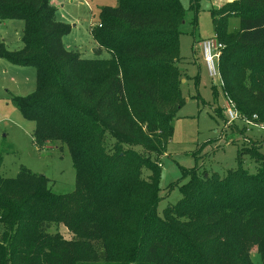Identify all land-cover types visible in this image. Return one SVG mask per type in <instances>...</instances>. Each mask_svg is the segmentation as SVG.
I'll list each match as a JSON object with an SVG mask.
<instances>
[{
	"label": "trees",
	"instance_id": "1",
	"mask_svg": "<svg viewBox=\"0 0 264 264\" xmlns=\"http://www.w3.org/2000/svg\"><path fill=\"white\" fill-rule=\"evenodd\" d=\"M52 2L0 0V22L24 23L22 47L0 40V59L35 67V90L11 102L35 123L37 146H67L75 189L57 193L26 167L13 178L0 173V264H253V248L264 264V140L238 149V167L224 176L181 168L169 186L181 199L157 211L160 158L185 101L181 1L102 7L91 34L95 53L110 57L92 59L67 49L72 26L56 19ZM200 8L201 0H190V10ZM210 11L223 45L217 66L226 99L241 117L264 124V0ZM233 17L240 26L229 31ZM215 112L228 121L222 108ZM246 157L255 171L244 167Z\"/></svg>",
	"mask_w": 264,
	"mask_h": 264
},
{
	"label": "rangeland",
	"instance_id": "2",
	"mask_svg": "<svg viewBox=\"0 0 264 264\" xmlns=\"http://www.w3.org/2000/svg\"><path fill=\"white\" fill-rule=\"evenodd\" d=\"M180 1L186 10L185 21L181 25V59L178 62L185 101L173 120V136L160 158L162 199L157 210L159 215H163L165 208L176 204L182 197L178 187L169 188L180 179L181 168L198 165L201 170L224 176L229 169L238 167V149L248 146L250 140L256 143L264 140V124L260 128L254 121L250 124L242 119L229 122L225 112L228 102L221 79L218 75L210 76L203 58L201 44L214 36L210 10L234 0H201L197 14L189 9L190 0ZM53 4L57 8L56 19L72 26L70 33L64 37L68 49L78 51L88 59L110 57L105 50L98 55L95 53L97 45L91 29L98 24L101 8L117 6V0H58ZM195 18L196 25L193 23ZM23 26L20 20L0 22V40L5 38L10 50L22 47L19 36ZM239 26L238 18H230L229 31ZM35 88V67L19 66L0 59V152L3 153L0 173L3 177L13 178L22 167H26L47 176L53 191L70 193L75 189L76 172L67 146L63 145L61 149L57 142L37 146L33 140L35 123L26 120L11 102V96H27ZM217 108L224 110L228 121L216 114ZM261 151L264 153V143ZM256 166L249 157L245 158V168L255 171ZM148 173L145 171V175ZM60 231L66 238L72 237L65 227L61 226ZM251 252L253 264H262L256 248Z\"/></svg>",
	"mask_w": 264,
	"mask_h": 264
},
{
	"label": "built area",
	"instance_id": "3",
	"mask_svg": "<svg viewBox=\"0 0 264 264\" xmlns=\"http://www.w3.org/2000/svg\"><path fill=\"white\" fill-rule=\"evenodd\" d=\"M58 3V0H52ZM62 1V0H59ZM98 26H101L99 23ZM202 51H203V58L207 67V70L211 77H215L216 75L219 76L217 62L223 48L222 43H220L216 36H213V39L205 40L201 44ZM228 105L226 107V114L229 119V122L235 121L236 119H242L244 122L250 124L253 123L252 120H248L244 117H241L238 113L237 109L235 108L234 104L230 101H227ZM257 127L262 128L258 124Z\"/></svg>",
	"mask_w": 264,
	"mask_h": 264
},
{
	"label": "crops",
	"instance_id": "4",
	"mask_svg": "<svg viewBox=\"0 0 264 264\" xmlns=\"http://www.w3.org/2000/svg\"><path fill=\"white\" fill-rule=\"evenodd\" d=\"M63 5V4H62ZM20 34V33H19ZM19 39H20V41H21V34H20V36H19ZM1 40H3L4 42H5V38H2ZM6 43V42H5ZM68 49V48H67ZM70 50V49H69Z\"/></svg>",
	"mask_w": 264,
	"mask_h": 264
}]
</instances>
